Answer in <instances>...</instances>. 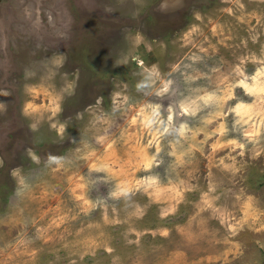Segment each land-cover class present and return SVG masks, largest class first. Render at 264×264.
Wrapping results in <instances>:
<instances>
[{
  "label": "rangeland",
  "instance_id": "374dc122",
  "mask_svg": "<svg viewBox=\"0 0 264 264\" xmlns=\"http://www.w3.org/2000/svg\"><path fill=\"white\" fill-rule=\"evenodd\" d=\"M0 264H264V0H0Z\"/></svg>",
  "mask_w": 264,
  "mask_h": 264
},
{
  "label": "clouds",
  "instance_id": "9594fccd",
  "mask_svg": "<svg viewBox=\"0 0 264 264\" xmlns=\"http://www.w3.org/2000/svg\"><path fill=\"white\" fill-rule=\"evenodd\" d=\"M169 119H171V117H169Z\"/></svg>",
  "mask_w": 264,
  "mask_h": 264
},
{
  "label": "bare ground",
  "instance_id": "6f19581e",
  "mask_svg": "<svg viewBox=\"0 0 264 264\" xmlns=\"http://www.w3.org/2000/svg\"><path fill=\"white\" fill-rule=\"evenodd\" d=\"M96 8V7H95ZM94 9V8H93Z\"/></svg>",
  "mask_w": 264,
  "mask_h": 264
}]
</instances>
